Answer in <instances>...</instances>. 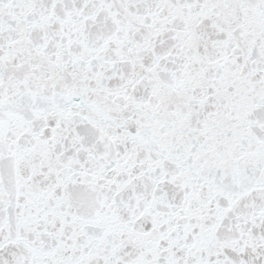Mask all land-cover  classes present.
<instances>
[{
	"label": "snow or ice",
	"instance_id": "6c2138e0",
	"mask_svg": "<svg viewBox=\"0 0 264 264\" xmlns=\"http://www.w3.org/2000/svg\"><path fill=\"white\" fill-rule=\"evenodd\" d=\"M0 264H264V0H0Z\"/></svg>",
	"mask_w": 264,
	"mask_h": 264
}]
</instances>
